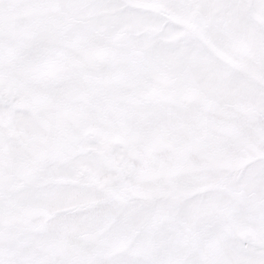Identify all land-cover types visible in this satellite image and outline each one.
Returning a JSON list of instances; mask_svg holds the SVG:
<instances>
[{"label": "snow or ice", "instance_id": "snow-or-ice-1", "mask_svg": "<svg viewBox=\"0 0 264 264\" xmlns=\"http://www.w3.org/2000/svg\"><path fill=\"white\" fill-rule=\"evenodd\" d=\"M0 264H264V0H0Z\"/></svg>", "mask_w": 264, "mask_h": 264}]
</instances>
